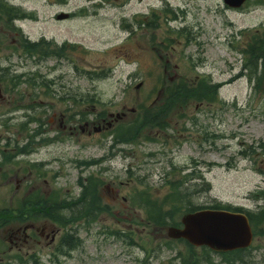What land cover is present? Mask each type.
<instances>
[{
    "label": "rangeland",
    "instance_id": "374dc122",
    "mask_svg": "<svg viewBox=\"0 0 264 264\" xmlns=\"http://www.w3.org/2000/svg\"><path fill=\"white\" fill-rule=\"evenodd\" d=\"M8 1L33 15L16 23L31 42L45 37L60 44H71L73 49L65 48L63 54L68 56V61L63 67L50 71L40 68L35 58L26 55L23 49L11 54L6 46L17 38L0 34V69L9 67L12 74L23 75L24 79L34 74L58 81L61 76L66 77L62 83L73 98L88 102L83 109L88 111L89 120L104 112L107 118L121 115L126 117L125 121L135 119L140 105L152 104L158 99L165 61L169 62V76L177 74L192 79L202 76L214 84H223L219 93L221 103L204 105L198 113L194 105L189 109L190 117L198 120L196 127L186 123L185 133L169 132L179 137L175 143L166 138L157 142L141 140L137 145H122L111 150L112 135L94 134L90 138H67L64 143L53 146L43 145L45 147L36 153L31 152L32 156L17 159L16 167L45 161L52 171L64 170L58 178L49 176L47 181L50 187L60 190L62 196L76 197L80 193L79 177L98 173L100 168L82 174L75 168V160L108 158L102 175L106 187L109 186L103 196L109 211L100 215L89 231L79 228L82 248L71 258H62L61 263L185 264V259L198 260L199 264H264V223L257 226L258 234L251 250L240 256L226 259L215 252L206 254L199 248L192 254L184 244L168 242L165 232L147 225L140 210L133 208L130 202L136 184L139 189L149 187L154 193L164 194L169 191L168 183L185 177L188 179L185 188L194 206L210 207L221 203L254 214L264 206V200L255 201L251 197L264 190V183L252 171L250 160L240 155L247 146L264 140V98L258 96L255 80L242 78L231 84L228 81L244 63L243 56L231 49L233 41L243 42L238 33L264 31V0H249L239 10L229 9L223 0ZM167 8L173 13L167 12ZM63 13L70 17L58 20L57 16ZM180 31L188 37L180 35ZM167 39L173 40V52L163 49ZM54 64L48 63V68H54ZM90 73L99 77H90ZM18 93L22 106L33 102L29 100L32 89L25 84L20 86ZM35 102L50 107L30 113L41 119L43 130H47L36 140H53L56 133L50 131L54 109L51 105L54 107L58 101L38 96ZM14 106L10 99L0 108L1 151L7 143L6 150L16 141L23 144L28 134L33 135V131L40 128L37 124L28 125L26 111L12 112ZM55 107L57 113L63 110V107ZM68 107L71 114L81 110L76 105L68 104ZM9 111V115L2 117ZM5 118L11 120L10 128L2 126ZM22 124H26L29 131H22ZM182 124L180 121L178 129L182 130ZM205 133L217 138H213V143L202 142ZM180 141L182 144L178 146ZM86 144L88 148L84 150L81 146ZM9 153H13L12 149ZM62 158L71 160L73 165L65 164ZM13 183L10 181L9 187L0 188V205L18 201L19 197L12 195L16 192ZM39 186L48 189L44 180H40ZM114 231L128 236H111L109 232ZM41 264L53 263L46 255Z\"/></svg>",
    "mask_w": 264,
    "mask_h": 264
},
{
    "label": "trees",
    "instance_id": "16d2710c",
    "mask_svg": "<svg viewBox=\"0 0 264 264\" xmlns=\"http://www.w3.org/2000/svg\"><path fill=\"white\" fill-rule=\"evenodd\" d=\"M25 14L13 6L7 0H0V26L13 31L14 22L17 19L25 18ZM29 52H33L34 45L26 43ZM25 44V46H26ZM16 80H11L10 92H16L15 87H18L21 76ZM23 83L29 86H35L34 79L28 78ZM44 85V83H43ZM165 101L157 108L158 112L150 113V107L142 106L141 110H147V115L139 116L129 126H121L116 132L115 140L117 142L136 143L139 137H144V130L148 127L152 129H159L167 131L170 124L167 122L170 113L173 110H178L185 107L189 103H213L217 99V92L213 85L209 84L207 80L197 81V83H188L186 80L178 83L169 84L165 88ZM29 108L33 109V106ZM148 139V138H147ZM148 141H154L149 138ZM11 161V158H10ZM184 181H177L172 183L171 192L163 198L153 197L148 190L133 191L130 197L133 205L141 206L146 211V220L149 224L159 229L173 225L179 226V218L184 212L195 210V207H189L190 203L188 197L183 193L180 186ZM80 185L84 186L81 196L76 201L62 202L59 197H45L42 194H32L25 199L27 208L24 210V221L36 220L37 216L41 214L43 217H49L51 220L59 221L60 225H67L69 220L76 221L81 219H88L89 223L95 221L98 215L108 212V206L103 204L101 196H99V188L102 183L96 178H90L86 186L82 180ZM72 206L71 214L65 215L63 211L59 210V206ZM14 211L0 213V221L13 220ZM17 219V218H15ZM261 221V220H260ZM252 222L257 223L252 219ZM114 236L119 237L120 232H113ZM78 240V239H74ZM240 253V252H239ZM228 257V256H227Z\"/></svg>",
    "mask_w": 264,
    "mask_h": 264
},
{
    "label": "flooded vegetation",
    "instance_id": "af4514ba",
    "mask_svg": "<svg viewBox=\"0 0 264 264\" xmlns=\"http://www.w3.org/2000/svg\"><path fill=\"white\" fill-rule=\"evenodd\" d=\"M261 41L264 43V33L262 34ZM56 44L52 41H38L37 47V56L38 64L40 67L46 68L48 63L52 60L53 56H48L47 52L43 48L53 49ZM67 45V46H66ZM70 47L66 43L60 44V55L56 56L58 63L63 64L65 61H68V56L63 54L65 48ZM264 56V54L262 55ZM264 58V57H263ZM60 60V61H59ZM264 62V59H262ZM46 64V65H45ZM41 79V77H38ZM61 81V80H60ZM60 85V86H59ZM50 95L51 97H58L60 101L65 99L66 101L70 100V94L67 92L66 86H61V83L58 84L57 80L53 79L50 82ZM59 86L57 89L56 87ZM60 107L63 104L57 103ZM53 109L52 114V129H56L57 134L60 135H72L74 133V128L72 126V116L68 114V110H62L60 112H55ZM82 132L85 133V129L81 128ZM264 146V145H263ZM260 154L263 155V158L259 160V169L258 172L264 177V147H261ZM4 160L2 159V164L0 165V175L5 172ZM45 169L49 170L47 164L41 163ZM61 173V171H60ZM54 174V173H49ZM264 179V178H263ZM8 208V207H6ZM28 229L26 230V228ZM7 234L6 247L9 252L18 253L31 259L32 257H39L42 252L49 251L51 253L60 252L62 247L60 246L61 235L64 233L55 223L50 222L49 220L37 221V222H28V223H17L13 224L5 230ZM68 245V244H66ZM6 255V254H0ZM2 258L0 257V262Z\"/></svg>",
    "mask_w": 264,
    "mask_h": 264
},
{
    "label": "water",
    "instance_id": "95a60500",
    "mask_svg": "<svg viewBox=\"0 0 264 264\" xmlns=\"http://www.w3.org/2000/svg\"><path fill=\"white\" fill-rule=\"evenodd\" d=\"M246 0H224L231 8H239ZM183 229L171 228L173 239H186L195 246H208L217 251H233L251 245L253 234L246 216L226 211L206 210L183 218Z\"/></svg>",
    "mask_w": 264,
    "mask_h": 264
},
{
    "label": "bare ground",
    "instance_id": "6f19581e",
    "mask_svg": "<svg viewBox=\"0 0 264 264\" xmlns=\"http://www.w3.org/2000/svg\"><path fill=\"white\" fill-rule=\"evenodd\" d=\"M32 45H34V49L38 47V42H32Z\"/></svg>",
    "mask_w": 264,
    "mask_h": 264
}]
</instances>
